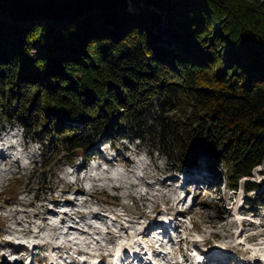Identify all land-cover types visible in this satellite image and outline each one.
<instances>
[{"label":"trees","instance_id":"trees-1","mask_svg":"<svg viewBox=\"0 0 264 264\" xmlns=\"http://www.w3.org/2000/svg\"><path fill=\"white\" fill-rule=\"evenodd\" d=\"M5 120L85 158L149 137L236 187L264 164V0H0Z\"/></svg>","mask_w":264,"mask_h":264},{"label":"clouds","instance_id":"clouds-1","mask_svg":"<svg viewBox=\"0 0 264 264\" xmlns=\"http://www.w3.org/2000/svg\"><path fill=\"white\" fill-rule=\"evenodd\" d=\"M151 123V122H150ZM6 131L0 134V151H3L6 160H0V191L8 185L9 181L13 179V176L19 174L21 176L31 175L34 171L36 164L34 161L41 160L42 145L39 141H34L31 137L25 141L24 129L20 125H16L13 128L8 124L7 120L4 121ZM127 145L131 151L124 153V155L131 158L133 163L131 166L126 165L119 159L113 161L112 164L105 163L104 160L98 156H93L89 159L86 168L79 173V176L75 173L73 167L70 164H64L58 167L56 172V178L51 176L49 179L53 185L59 187L55 191L57 199H70L74 200L75 207H60L55 209L60 215L49 216L47 223H42L41 220H35L29 223H25L23 229H17L15 222H9V234L0 236V240L14 241L17 244L27 246L29 250L33 245H43L44 250L39 253V259L37 264H72L73 260L78 264L83 261H88L89 264H98L101 257H106L108 264H120V258L124 248H128L130 252L140 251V245L143 246L147 255L144 256V260L151 261V264H208L205 255H202L200 251L193 245H198L199 248L207 252L206 241L211 237L207 233L201 234L194 230H191V224L183 222L179 233L171 231V238L173 243H168L167 240L162 239L160 233L168 229L167 223L163 226L155 228L151 237L145 240L139 235L143 231L147 220H139L138 216L132 217L133 223L128 225L126 221L129 219V215L125 212L124 206L132 207L131 197H135L136 201L140 202L141 210L146 213L148 217L155 216L154 206L159 203L160 210L165 213L159 217L160 221L170 219L167 215L169 208L184 210L187 205H179V201L184 198V192L180 190V184L184 182L185 177L179 176V181L173 183L169 181L170 187L160 188L156 185L157 179H164L165 174L171 175V173H165L168 158L162 156L158 151L155 152L154 157L148 155V148L141 147L139 150L136 145H140L139 139L134 143H129L127 139H122L117 143V147L120 145ZM100 151L104 153L107 160L112 161L113 157L117 154L112 148L111 142L100 145ZM83 158L78 157L77 163ZM155 160V163H153ZM264 165H259L253 171H257ZM157 168L160 170L157 171ZM193 185L196 183L194 177H189ZM79 180V187H81L86 195L74 196L62 198L61 191L67 185H77ZM63 181V183H61ZM225 182H227L225 178ZM147 184H152L153 187H147ZM243 180H241V188L237 199L242 203L243 192ZM113 189H120L114 191ZM107 192L111 196L120 197L121 207L108 208L106 206L97 203L96 200L91 197L97 193ZM33 195L29 196L26 193L19 196V201L24 204L32 202ZM249 195H254L250 192ZM51 197V194H50ZM165 201L168 203L166 204ZM188 204H191V197L188 198ZM230 208L232 204L228 205ZM48 207H52L48 205ZM20 211H27L29 217L37 211L34 208L17 209ZM199 211V209H197ZM101 213L103 216L111 217L110 220L97 221L92 219L93 213ZM64 213H68V217L74 218L77 223L73 224L71 219L64 216ZM264 214V209H262ZM83 215L84 220L80 217ZM0 216L8 217L9 212L0 213ZM120 219L121 223L125 224L128 228V234L125 235L120 231V225H112V220ZM17 219L26 220L29 219L23 215ZM68 220V223L62 225L61 220ZM244 217L239 215L234 216V220L239 224ZM191 220V217H189ZM261 221L257 220L259 224ZM69 227H78L83 232L89 233V236L79 235L78 233L69 232ZM43 229V231H40ZM112 233V236H108V232ZM232 231L238 233V229ZM264 232V229H258L253 232L252 235H259ZM99 233V235H97ZM222 239L212 240V244L216 245L214 250V264H232V260L229 258L230 254L225 251L229 247L236 248L239 244L234 238L229 237L225 240L223 237L225 233H220ZM98 241V243H97ZM181 241H184L181 244ZM163 245V247H161ZM53 249H58L54 251ZM182 249V251H181ZM153 251L163 253L160 258L153 257ZM241 260L254 261L259 260L264 264V239H260L252 244H246L243 249H239ZM83 252L87 255H79ZM0 257H6L9 264H14L17 260H22L23 264H31V256L26 253L13 254L11 249L0 250ZM64 257V259H61ZM126 264H139V261L128 260Z\"/></svg>","mask_w":264,"mask_h":264},{"label":"rangeland","instance_id":"rangeland-1","mask_svg":"<svg viewBox=\"0 0 264 264\" xmlns=\"http://www.w3.org/2000/svg\"><path fill=\"white\" fill-rule=\"evenodd\" d=\"M162 28V27H161ZM19 125L15 124L14 126ZM6 128V126H5ZM124 128V125L121 127ZM7 129H4L3 131L0 130V134L5 132ZM124 132L127 133V129H123ZM40 133V130L38 131ZM43 135V134H42ZM32 136H26L25 141ZM57 137V136H56ZM59 138V137H57ZM34 141L35 138H32ZM129 143H134L137 138H133L132 135H130L127 138ZM50 138L41 143L42 145V151H41V160L40 161H34L36 164V167L34 171L31 173V175L27 176H21L19 174H16L13 176V179L9 181L8 185L3 189V191H0V213L9 212L8 217L0 216V236L9 234V222H15V227L17 229H23L25 223H29V226L31 227V222L35 220H41L42 223H47V218L49 216H58L60 215L55 209L60 207H75V201L70 199H57L55 196V191L59 187L58 185H53L52 181L49 179L51 176L53 179L56 178V172L55 170L64 164H70L77 176H79L78 170L81 169L80 167L83 166L84 162H86V159L82 157V154H71L70 152H60V154H55V151L53 149L50 150ZM122 139L115 136V140L112 143L109 139H106L104 137H101L100 139L96 140V144L94 146H98L99 150L95 151L96 156L99 158H104L102 156H105L103 152L100 151V145L111 142L112 148L115 150L116 154L120 153V158L129 159V162L127 163L122 159L121 161L125 163L126 165L131 166L133 161L130 157L124 155V153L131 151V149L128 148L127 145L121 144L120 147H117V143L120 142ZM150 141L151 139L147 137L145 143H141L140 145H136L137 149L139 150L141 147H147L148 148V155L150 157H154L155 152L150 154L149 151L151 150L150 147ZM89 158L92 156L91 151L87 153ZM103 154V155H102ZM3 151H0V160H6L7 157L3 156ZM162 155V154H161ZM84 156V155H83ZM163 156V155H162ZM70 157H72L73 161L70 162ZM82 157L83 159L77 163V158ZM107 164H112L113 162H106ZM153 163H155V160H153ZM264 165V164H262ZM259 166V165H258ZM257 168V166L255 167ZM254 168V169H255ZM264 167H260L257 171L252 170V174L250 176H243L238 179L236 182V187L233 183L225 182V178L222 177V186L220 189H217L215 187V182L211 184L210 188H202V189H195V185H188L184 182L180 184V190L184 192V199L182 200L179 205H187L191 206V204H188V198L191 197V203H193V208L190 209L189 212L185 213L184 215L179 207L176 209L169 208L167 215L170 217H174V214H183L186 219V222L191 224V230H194L198 233L204 234L207 233L210 235L211 239L206 241V248L208 251H210V254L212 256L214 253V250L217 246L212 244V240H221L222 237L220 233H225V236L223 239L227 240L229 237L234 238L236 241L239 242L236 248L229 247L225 251H227L230 256L229 258L232 260V264H250L248 262H251L252 264H262V262L259 260V258L255 259L254 261L250 260H241L240 259V251L239 249H243L246 244H252L260 239H264V232L259 233V235H252L253 232L258 231V229H264V214H262V209H264V198H261L260 195H258L259 191H264V173H262V169ZM84 170V169H83ZM81 169V172L83 171ZM184 168H177L174 163H172L170 160H168L166 169L164 170L165 173H171V175H166L164 179H157L155 181L156 185H159L160 188L170 187L169 181H172L173 183L179 181L180 175L184 176L183 172ZM157 171L160 170L157 168ZM253 180L257 183H259L261 186L258 190H250L248 191L246 188V182L248 180ZM241 180H243V192L244 195L241 198L242 203L239 202L237 199L239 195V190L241 188ZM63 183V181H61ZM74 186V185H73ZM71 186L69 189V185L65 186L64 189L61 191V197L65 198L69 195L74 196H83L86 195L84 190L79 187V180L77 183V187L74 188ZM147 187L152 188V184H147ZM114 191H119L120 189H113ZM252 192L254 195H249V193ZM27 194L29 196L34 195V198L32 202L28 204H24L21 201H19V196L22 194ZM51 194V197H50ZM92 199L96 200L97 203H101L106 206V209L108 208H115V207H121L120 205V197L118 196H111L107 192L103 193H97L91 197ZM132 199V207L124 206L125 212L129 215V219L126 221L128 225H132L133 223H138L139 221H134L132 217L138 216L139 220H147V223L144 226V229L147 228L150 225H155L157 222H159V217L161 215H165L164 212L160 210L159 203L155 204L154 206V212L155 216L148 217L146 213H144L141 210L140 202L136 201L135 197H131ZM167 204L168 202L165 201ZM232 204V207L230 208L228 205ZM48 205H51L52 207H48ZM17 206L19 209H27V208H34L37 209L34 214H32L29 217V213L25 211L20 210H14L17 209ZM156 206L158 208L156 209ZM186 207V208H187ZM186 208L184 210H186ZM156 209V210H155ZM199 209V211H197ZM183 210V211H184ZM25 216L29 219L26 220H19L17 219L19 216ZM239 215L241 217H244V219L237 224L234 220V216ZM65 217H68V213H64ZM189 217H191V220H189ZM68 219L72 220V223L75 224L77 221L74 218L68 217ZM81 220H84L85 217L81 215ZM92 219L97 221H108L111 219L109 216H103L101 213H93ZM254 220H259L261 222L259 224L255 223ZM68 223V220H61V224L64 225ZM117 224L120 225V231L123 232L125 235L128 234V228L125 227L124 223L120 222V219L112 220V225L116 226ZM143 229V231H144ZM233 229H238V233L232 231ZM40 231H43V229H40ZM69 232L78 233L79 235L83 236H89V233L83 232L78 227H69ZM142 232L139 233L141 236ZM99 235V233H97ZM108 236H112V233L109 231L107 233ZM209 242L211 244H209ZM10 244L9 242H6L4 240H0V250H2L4 247L3 244ZM98 243V241H97ZM13 246L14 244H10ZM198 250H201L198 245H193ZM140 247V246H139ZM16 248L15 246L11 248L12 251ZM21 252L29 249L25 245L18 246ZM45 246L43 245H36L34 248L35 255L39 254V251H43ZM33 249V247H32ZM23 250V251H22ZM54 251H57L58 249H53ZM20 252V253H21ZM19 253V254H20ZM30 253V251H29ZM79 255H87V253L80 252ZM134 252H130L128 248H124L122 251L123 256L133 255ZM18 255V254H17ZM103 257V256H102ZM101 257V258H102ZM2 258H0L1 260ZM4 259V257H3ZM107 260V258H105ZM8 261V260H7ZM36 264V263H33Z\"/></svg>","mask_w":264,"mask_h":264},{"label":"bare ground","instance_id":"bare-ground-1","mask_svg":"<svg viewBox=\"0 0 264 264\" xmlns=\"http://www.w3.org/2000/svg\"><path fill=\"white\" fill-rule=\"evenodd\" d=\"M94 148L98 151L99 150V148H98V146H94ZM124 159V161H126L127 163L129 162V159H125V157L123 158ZM199 165H196L195 167L196 168H203V164H204V158H201L200 160H199V163H198ZM187 177V175H185V178ZM165 180V179H164ZM71 186H73V185H69V187L67 188V189H69ZM74 188H76L77 186L76 185H74L73 186ZM78 188H80V187H78ZM185 198V197H184ZM183 198V199H184ZM182 199V200H183ZM182 200H180L179 201V203H181L182 202ZM158 208V206H156V209ZM155 209V210H156ZM5 241V240H4ZM6 242H9L10 244H14V245H17V246H21V244H17V243H15L14 241H6ZM10 244H7V243H5V244H3L4 245V249H6V248H11V247H13V246H11ZM35 246V245H34ZM9 262V261H8ZM14 264H23V261L22 260H17V261H15L14 262Z\"/></svg>","mask_w":264,"mask_h":264}]
</instances>
